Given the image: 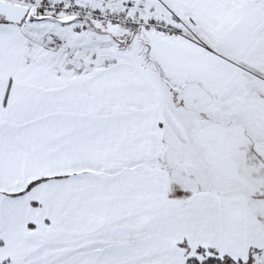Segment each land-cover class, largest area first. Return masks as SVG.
<instances>
[{
	"label": "snow or ice",
	"instance_id": "obj_1",
	"mask_svg": "<svg viewBox=\"0 0 264 264\" xmlns=\"http://www.w3.org/2000/svg\"><path fill=\"white\" fill-rule=\"evenodd\" d=\"M0 264H264V0H0Z\"/></svg>",
	"mask_w": 264,
	"mask_h": 264
}]
</instances>
